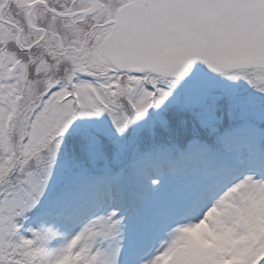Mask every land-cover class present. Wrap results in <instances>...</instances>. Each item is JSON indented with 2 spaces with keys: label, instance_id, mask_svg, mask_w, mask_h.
Listing matches in <instances>:
<instances>
[{
  "label": "snow or ice",
  "instance_id": "obj_1",
  "mask_svg": "<svg viewBox=\"0 0 264 264\" xmlns=\"http://www.w3.org/2000/svg\"><path fill=\"white\" fill-rule=\"evenodd\" d=\"M0 264H264V0H0Z\"/></svg>",
  "mask_w": 264,
  "mask_h": 264
}]
</instances>
